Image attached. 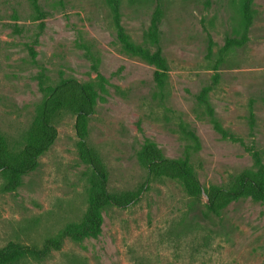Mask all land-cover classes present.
I'll return each mask as SVG.
<instances>
[{"label": "rangeland", "instance_id": "obj_1", "mask_svg": "<svg viewBox=\"0 0 264 264\" xmlns=\"http://www.w3.org/2000/svg\"><path fill=\"white\" fill-rule=\"evenodd\" d=\"M65 79L94 93L87 143L109 192L146 180L148 145L186 161L204 189L264 169V0H0L9 150L22 149L49 87ZM74 122L55 119L54 144L15 188L0 174V248H41L82 219L91 171ZM99 216L95 235L17 264H264V197L215 215L179 182L152 179L136 204Z\"/></svg>", "mask_w": 264, "mask_h": 264}, {"label": "trees", "instance_id": "obj_2", "mask_svg": "<svg viewBox=\"0 0 264 264\" xmlns=\"http://www.w3.org/2000/svg\"><path fill=\"white\" fill-rule=\"evenodd\" d=\"M157 24V18H154ZM156 28V26H155ZM94 93L76 79H65L49 87L40 105L27 139L19 151L8 149L0 135V174L8 189L18 185L19 179L33 171L39 158L54 144L58 132L55 119L65 113L74 116V131L78 156L91 171L88 181V207L82 219L67 225L56 238L47 239L41 248L8 242L0 248V264H17L24 259H43L60 249L64 239L81 240L95 235L101 226L99 212L106 208L126 209L136 204L152 179L177 181L192 199L207 198L208 212L218 214L229 203L245 197H264V169L238 175L229 186L204 189L186 161L163 158L153 145L139 154V162L146 172V180L135 191L109 192L107 171L98 154L87 143V124L94 114Z\"/></svg>", "mask_w": 264, "mask_h": 264}, {"label": "water", "instance_id": "obj_3", "mask_svg": "<svg viewBox=\"0 0 264 264\" xmlns=\"http://www.w3.org/2000/svg\"><path fill=\"white\" fill-rule=\"evenodd\" d=\"M203 197H204V199H205V203H207V201H208V200H207L206 196H205V195H203Z\"/></svg>", "mask_w": 264, "mask_h": 264}]
</instances>
